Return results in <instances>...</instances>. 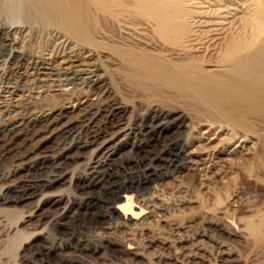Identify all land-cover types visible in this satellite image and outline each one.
<instances>
[{
  "label": "bare ground",
  "instance_id": "bare-ground-1",
  "mask_svg": "<svg viewBox=\"0 0 264 264\" xmlns=\"http://www.w3.org/2000/svg\"><path fill=\"white\" fill-rule=\"evenodd\" d=\"M0 135L9 138L0 225L11 222L7 252L27 244L19 264H44L58 250L68 264H96L101 253L151 264L162 256L152 248L196 258L202 248L181 234L140 246L82 235L113 225L134 236L165 222L162 194L183 175L207 190L239 179L264 195V0H0ZM131 139L137 151L160 146L124 161ZM41 200L54 207L44 220ZM25 206L12 222L7 209ZM72 207L74 230L56 235ZM253 213L263 218L240 226L202 219L198 236L213 232L225 261L228 244L264 256V210Z\"/></svg>",
  "mask_w": 264,
  "mask_h": 264
},
{
  "label": "rangeland",
  "instance_id": "rangeland-1",
  "mask_svg": "<svg viewBox=\"0 0 264 264\" xmlns=\"http://www.w3.org/2000/svg\"><path fill=\"white\" fill-rule=\"evenodd\" d=\"M86 99L81 100V106L85 102ZM77 102L74 103V107ZM74 110V109H73ZM74 113L73 115H75ZM71 115V114H70ZM69 115V116H70ZM71 115V116H73ZM131 116V110L127 112L125 116V120H128ZM75 117V116H74ZM172 132V131H171ZM46 135H39L35 138L36 142H41L42 137L44 139ZM171 137H176V134L171 133ZM46 138V137H45ZM9 141V138L5 135H0V146L2 144ZM22 141H15V146H22ZM134 140L131 139L128 144L124 145L121 148L122 160L126 161L129 158H133L137 155H143L146 152H154L160 146V143H155L152 148H144V149H134ZM88 154H85L87 157ZM85 163V161L83 162ZM8 162H3L0 164V169L7 168ZM48 165V166H47ZM49 167V163H41L37 168L40 170V174L42 176ZM80 168H84L80 166ZM20 178L24 177L25 174L21 173ZM228 183H219L217 181H213L212 185L210 184L208 187L211 189H204L200 185L195 182V179L191 176L183 175L179 178V183L168 184L169 186L165 187V192L162 194V200L168 206L169 217L164 220L165 222H158L156 219L151 221L147 225L146 231L141 233H137L134 236L128 234L122 228H117L113 225L105 230H99L93 228L90 231H86L82 237H92L94 235H103L106 237H113L117 239H123L126 243L134 244L136 246H140L143 242L148 239L149 236L157 235L160 238L165 239H175L179 236H183V239L187 241L188 237H192L194 240H191L194 245L201 247L202 250L196 251V258H188L185 253L179 251L178 258L173 256L175 249L167 248L165 250H159L152 248L150 250H146L147 253L155 254L156 256H160L159 260L152 258L150 261L151 264H264V256L256 253L253 249L246 248L241 245L236 244H228L227 247L231 250L232 256L228 260H222L220 249L216 246L211 239L214 238V233L210 232V230L206 231V236L201 237L198 234L202 233L204 227L202 226V219L205 221H213V223H217V221L227 220L229 219L233 225L240 226V223L245 222H256L262 219V216L256 215L253 213V209L264 210V195L255 189L251 185L247 183H243L239 179H231V181H227ZM224 184V185H223ZM224 186V187H223ZM222 187V188H221ZM59 190H63L65 194L72 195L73 188L61 187ZM213 190V192H212ZM72 191V192H71ZM45 200H41L40 206L44 210V212L40 219L44 220L43 217L46 218L52 213H54V207H50L49 205L44 203ZM182 201V202H181ZM184 201V202H183ZM233 205L236 209V212L231 210L229 205ZM179 205V206H178ZM30 207V206H29ZM53 208V209H52ZM28 209V206L18 207V208H8V213L12 216L11 221L15 219H19L26 215L25 211ZM225 214L221 215L220 211H224ZM52 211V212H51ZM57 213L63 212L56 211ZM5 214L0 213V215ZM23 215V216H22ZM173 215V216H172ZM64 220L61 222L64 226H57L54 228V233L56 235H64V233L68 230H74L75 224H77L76 210L75 207H72L68 210L65 215ZM228 217V218H227ZM259 217V218H258ZM226 218V219H225ZM14 220V221H15ZM25 220V219H24ZM79 221V220H78ZM216 221V222H215ZM8 222V221H7ZM11 222L4 223L0 225V257L11 259V263L9 264H19L21 255L25 254V248L27 244H25L22 238L18 239L15 247L9 250L8 252L5 250L8 246L5 241V230L7 224ZM169 225V226H168ZM90 226V225H89ZM17 227L22 231H27L30 226H26L23 223L18 222ZM52 227L49 225V228ZM179 227V228H178ZM172 229V230H171ZM174 230V231H173ZM178 230V231H177ZM99 232V233H98ZM144 233V234H143ZM147 234V235H146ZM152 234V235H151ZM177 234V235H176ZM181 234V235H180ZM186 236V237H185ZM145 239V240H144ZM22 242H21V241ZM189 240V239H188ZM189 241V242H191ZM3 242V243H2ZM202 242V243H201ZM6 246H5V245ZM34 245H38L40 247L44 244L43 241L39 239L33 240ZM188 246V245H187ZM186 246V247H187ZM4 247V248H3ZM16 248V249H15ZM187 248H190L188 246ZM4 249V250H3ZM191 249L193 247L191 246ZM153 250V251H152ZM5 251V252H4ZM9 253V254H8ZM158 253V254H157ZM61 251L51 252L49 255V261L44 264H68L66 261V257H64ZM8 255V256H7ZM124 255V256H123ZM120 258V261L113 260L109 256L101 253L95 260L96 264H146L142 260H131L126 254H123ZM186 256V257H185ZM220 256V257H219ZM1 257V258H2ZM201 258V259H200ZM149 264V263H148Z\"/></svg>",
  "mask_w": 264,
  "mask_h": 264
}]
</instances>
